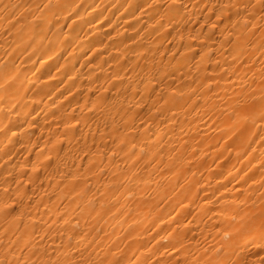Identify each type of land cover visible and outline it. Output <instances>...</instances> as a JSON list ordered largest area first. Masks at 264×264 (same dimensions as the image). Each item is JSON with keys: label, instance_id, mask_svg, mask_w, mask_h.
<instances>
[{"label": "bare ground", "instance_id": "1", "mask_svg": "<svg viewBox=\"0 0 264 264\" xmlns=\"http://www.w3.org/2000/svg\"><path fill=\"white\" fill-rule=\"evenodd\" d=\"M0 264H264V0H0Z\"/></svg>", "mask_w": 264, "mask_h": 264}]
</instances>
